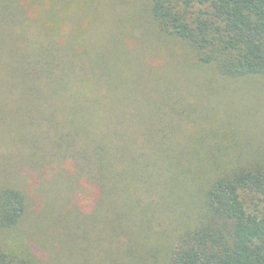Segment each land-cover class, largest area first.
Wrapping results in <instances>:
<instances>
[{"label":"trees","instance_id":"1","mask_svg":"<svg viewBox=\"0 0 264 264\" xmlns=\"http://www.w3.org/2000/svg\"><path fill=\"white\" fill-rule=\"evenodd\" d=\"M98 1L0 0V125L16 129L17 143L26 145L30 136L33 155L49 144L58 162L47 161L48 168L70 161L76 179L97 185V206L112 208L99 222L110 219L111 237L107 240L106 235L104 243L113 246H101L96 264H113L110 252L120 253L126 264H264V169L235 162L253 151L235 152V145L219 141V148L205 155L189 153L191 163L185 164L181 153L156 151L136 136L131 139L123 109L110 113L105 85L94 71L108 68V60L94 56L88 47L95 23L92 4ZM149 7L158 30L186 43L196 57L192 68L205 72L209 81L264 75V0H150ZM65 37L69 40L62 44ZM84 66L88 77L79 72ZM133 162L147 166L146 172L160 167L168 184L162 189L142 181V191L161 198L162 208H167L164 216L172 220L176 215L190 227L171 235L168 228L156 229L163 220L153 201L138 194L131 204L122 200L126 186L134 190L122 176ZM1 166L9 169L6 159ZM9 174H0V234L19 230L32 216L26 192L3 179ZM136 213L149 231L159 234L156 243L146 246L147 237L132 233ZM81 229L86 237L71 233L72 257L67 253L58 264L80 257L75 264H91L92 254L83 252L91 245L85 241L90 233ZM15 240L0 238V264H39ZM134 240L140 244L129 254L121 244L132 246ZM76 249L83 253L72 251Z\"/></svg>","mask_w":264,"mask_h":264},{"label":"rangeland","instance_id":"2","mask_svg":"<svg viewBox=\"0 0 264 264\" xmlns=\"http://www.w3.org/2000/svg\"><path fill=\"white\" fill-rule=\"evenodd\" d=\"M149 6L150 0H99L92 4L95 23L87 38L88 47L94 56L108 60V68L96 67L94 71L105 85L103 91L108 96L110 113L123 109L125 128L130 125L127 133L131 139L136 136L146 148L156 151L170 149L181 153L186 160L181 162L185 164L191 163L188 162L189 153L195 157L201 152L205 155L207 150H217L221 141L223 145H235V152L253 151L252 156L239 155L241 159L235 162L263 170L264 75L235 82L209 81V77H204L207 75L205 72L197 71L195 66L192 68L196 57L190 47L158 30L150 18ZM80 25L87 26V22ZM68 40L65 37L62 44ZM85 67H78L79 72L88 77L87 69L83 70ZM194 70L199 74L190 72ZM15 131L11 124L0 125V174L10 173L8 179L3 178L5 182L20 186L26 192L32 216L20 224L19 230L12 232L14 235L9 232L0 234V238L17 239L13 244L24 249L23 253L32 251L39 264H58V258L71 254L68 248L71 233L86 228L90 234L85 241H91V245H87L83 252L91 253L90 263L96 264L101 246L102 249L104 244L110 248L113 246L107 241L104 243L106 235L107 240L111 237L110 219L99 222L112 208L97 206L101 191L86 179H76L72 162L63 160L59 166L53 163L57 169L48 168L51 165L47 161L58 162L49 144H44L33 155V139L28 136L26 145L24 141L17 143ZM4 159L9 169L1 166ZM129 166L130 169L122 176L124 182L134 186V190L126 186L123 201L131 204L136 194L140 199L153 201L158 210L156 215L159 214V219L163 220L156 229L168 228L171 235L191 226L178 222L176 215L172 220L164 216L163 211L167 208H162L161 198L151 191L149 194L144 189L142 191V181L153 187L165 188L170 180L167 176H160V167L146 172L147 166L138 162ZM167 196L166 193V200ZM246 201L251 202L248 198ZM119 211L130 210L120 207ZM98 228L101 230L97 232ZM79 233L86 237L84 232ZM132 233L137 237H147L149 242L145 241L148 243L146 246L156 243L154 240L159 235L149 231L137 213ZM168 238L170 240V236ZM92 243L96 249L92 248ZM139 244L134 240L130 243L132 246L127 243L121 245L132 254ZM156 245L162 246L161 243ZM110 254L115 258L113 264H126L120 253ZM79 260L82 257L72 258V264Z\"/></svg>","mask_w":264,"mask_h":264}]
</instances>
